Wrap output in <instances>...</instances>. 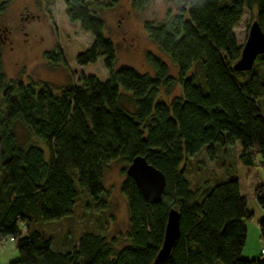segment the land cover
I'll list each match as a JSON object with an SVG mask.
<instances>
[{"label":"trees","instance_id":"obj_1","mask_svg":"<svg viewBox=\"0 0 264 264\" xmlns=\"http://www.w3.org/2000/svg\"><path fill=\"white\" fill-rule=\"evenodd\" d=\"M66 15L91 33L77 56L85 65L104 57L106 80L82 75L80 84L8 78L0 56V242L12 239L19 257L8 264H154L168 211L180 212V235L158 264H264L262 252L243 257L247 223L254 212L236 178L191 185L186 160L203 147L240 143L245 165L264 160V53L246 71L234 69L242 45L235 27L245 9L264 31V0H175L159 22L146 21L155 45L177 67L147 53L154 73L116 67L117 50L105 33L104 0H63ZM150 0H134L141 9ZM12 0H0V14ZM67 64L62 50L46 52ZM176 85L180 93L160 98ZM57 88V89H56ZM20 123L43 141L19 142ZM143 155L166 175L162 200L149 203L126 172ZM122 161L121 192L127 200L126 242L85 231L64 249H53L42 225L73 214L81 190L104 208V172ZM262 163V161L260 160ZM254 194L264 210V183ZM264 249V216L259 221Z\"/></svg>","mask_w":264,"mask_h":264},{"label":"rangeland","instance_id":"obj_2","mask_svg":"<svg viewBox=\"0 0 264 264\" xmlns=\"http://www.w3.org/2000/svg\"><path fill=\"white\" fill-rule=\"evenodd\" d=\"M103 2L105 6L101 15L105 20L106 35L115 42L117 68L132 66L142 73L153 74L154 69L147 60V53H153L167 62L171 74L177 75V67L149 38L144 26L146 21L163 20L169 9L176 10L177 1L150 0L141 9L135 8L134 0ZM65 10L63 0H12L5 12L0 14V32L5 26L11 31L8 40L0 38V56L8 78H21L24 82H48L56 87L80 84L82 75L107 79L104 57L85 65L77 62L78 54L91 45L93 36L78 21H70ZM26 11L36 17L23 26L21 14ZM254 19V14L245 9L242 20L234 29L239 44L245 43ZM58 47L67 64L53 65L45 56L46 52L51 53ZM179 93L180 87L176 85L170 93L162 89L160 98L168 102ZM15 130L19 142L38 143L48 153L45 143L22 124L18 123ZM239 153V142L226 147L216 144L213 149L203 147L186 160L185 169L191 185L204 181L214 184L226 178L238 180L240 192L245 196L248 208L254 212L248 222L249 236L243 249L245 256L252 257L257 252L259 255L263 247L260 234L257 236L255 229L264 216V210L255 198L254 187L264 183V160L259 158L255 165H245ZM124 167L125 163L118 160L112 162L104 172V208L98 206L86 191L81 190L72 215L42 225L44 233L52 237L53 249L70 247L87 230L104 232L109 239L115 237L119 245L126 242L129 212L126 197L121 192ZM0 243V264H8L19 257L12 239Z\"/></svg>","mask_w":264,"mask_h":264},{"label":"water","instance_id":"obj_3","mask_svg":"<svg viewBox=\"0 0 264 264\" xmlns=\"http://www.w3.org/2000/svg\"><path fill=\"white\" fill-rule=\"evenodd\" d=\"M264 53V31L257 19L250 25L245 43L242 45L241 56L234 63L237 71L250 70L258 55ZM126 172L131 176L145 200L149 203H158L162 200L166 187V175L151 164L143 155H136L128 165ZM180 212L171 208L168 211L165 234L154 264L164 260L171 252L177 238L180 235Z\"/></svg>","mask_w":264,"mask_h":264},{"label":"flooded vegetation","instance_id":"obj_4","mask_svg":"<svg viewBox=\"0 0 264 264\" xmlns=\"http://www.w3.org/2000/svg\"><path fill=\"white\" fill-rule=\"evenodd\" d=\"M36 17V16H35ZM34 15L31 14L30 12H24L23 14H21V19L23 21V26H25L29 21H31L32 19H35ZM10 28L8 26H5L3 31L0 32V38L4 41L8 40L10 38Z\"/></svg>","mask_w":264,"mask_h":264},{"label":"crops","instance_id":"obj_5","mask_svg":"<svg viewBox=\"0 0 264 264\" xmlns=\"http://www.w3.org/2000/svg\"><path fill=\"white\" fill-rule=\"evenodd\" d=\"M247 228H248V236H249V227H248V223H247ZM257 229V230H256ZM256 229H255V233H256V235L258 236V234H260V229H259V224H258V227H256ZM248 236H247V240H248ZM260 238H261V236H260ZM1 244V243H0ZM15 247H16V245H15ZM262 249H263V247H262ZM262 251V250H261ZM256 256H258V252L256 253V255H253L252 257H256ZM243 257H246V258H251V257H249V256H245V253L243 252Z\"/></svg>","mask_w":264,"mask_h":264},{"label":"built area","instance_id":"obj_6","mask_svg":"<svg viewBox=\"0 0 264 264\" xmlns=\"http://www.w3.org/2000/svg\"><path fill=\"white\" fill-rule=\"evenodd\" d=\"M261 252H262V254L264 255V249H262V251H261Z\"/></svg>","mask_w":264,"mask_h":264}]
</instances>
